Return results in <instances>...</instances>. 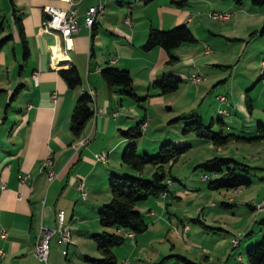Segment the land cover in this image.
<instances>
[{"label":"crops","instance_id":"crops-1","mask_svg":"<svg viewBox=\"0 0 264 264\" xmlns=\"http://www.w3.org/2000/svg\"><path fill=\"white\" fill-rule=\"evenodd\" d=\"M69 1L0 0V38L9 35L0 45V93L5 96L2 99L0 96V183L4 184V188H0V264H42L32 255L34 238L41 229L55 226V212L58 210L62 212L63 222L68 226L72 238H90L94 231H101L97 210L109 199L107 176L109 172H128L119 161V151L126 140L118 137L117 130L146 118V115H141L140 111L131 107L132 100L120 93V87L108 85L101 79L100 68L110 65L127 70L134 91L144 97L143 101L146 102L148 99L142 94L154 90L150 84L162 74H176L181 81H188L192 75H197L196 72H190L192 64H176L179 56L171 50L169 54L175 59L167 63V52L162 48H140L150 26L164 29L185 23L194 35L190 25L192 18L183 19L185 10H181L185 8L187 11L190 0ZM99 1L102 3V11L94 16L90 26L84 25V11ZM245 1L238 3L230 0L232 4L225 10L237 12L245 9L247 12H244L246 16L242 18L245 21L243 26L254 28L255 19L250 16L262 13L258 22L261 24L264 7L252 5L249 0L246 6ZM46 4L58 7L70 4L75 8L78 28L67 41L59 34L40 31L42 7ZM152 5L154 15L148 9ZM234 20H237L236 17ZM20 35L26 45L25 57L22 54ZM8 40L11 41L10 51L4 49ZM185 44L190 43H182L180 46ZM206 54L208 50L204 49L203 55ZM68 65L75 67L80 79L79 84L73 88H68L58 74L59 69ZM134 79L137 82L134 83ZM199 82H195L196 85ZM248 83L242 84L243 89ZM88 90L92 91L91 108L100 109L101 112L89 119L75 137L69 130L70 112L77 97ZM216 95L217 100L218 96L225 99L223 102L218 100L227 109L223 116L229 117L233 111L239 112L245 121L251 120L250 113L245 109V95ZM85 136L88 142L76 149L74 143ZM99 151L106 155L104 163L94 160V154ZM48 155L51 156V166L43 167V160ZM45 170L53 173L51 179H48ZM25 173L29 174V179L27 184L21 185L18 178ZM79 181L86 189L84 198L80 197L77 189ZM172 182L163 198L156 196L158 201L154 208L150 209L147 205L144 207L149 216H153L154 211L157 213L156 219L150 224L162 221L163 214H168V194L174 197L181 193L172 190ZM189 185L195 186L193 180H189ZM206 206L212 207L213 203L208 202ZM137 209L142 213L143 208ZM262 213L264 208L260 214L263 216ZM143 217L145 220L146 214ZM184 219L177 221L179 228L187 233L190 227L183 222ZM196 220L203 223L202 209H198ZM167 223L172 225L169 218ZM108 230L120 232L118 229ZM252 234L246 238V244L252 242ZM138 238L139 234L125 236V240L131 243ZM69 245L74 247L71 255L79 264H89L83 260V255L99 256L95 245H89V250H86L80 246L83 244L77 246L72 241L64 245L57 244L53 236L49 239L47 264H74L67 254ZM129 246L130 255L138 252L137 247L132 244ZM204 252L209 254L208 250ZM158 257L157 252L146 264H156ZM120 264L130 262L122 259Z\"/></svg>","mask_w":264,"mask_h":264},{"label":"rangeland","instance_id":"rangeland-1","mask_svg":"<svg viewBox=\"0 0 264 264\" xmlns=\"http://www.w3.org/2000/svg\"><path fill=\"white\" fill-rule=\"evenodd\" d=\"M223 1L190 0L187 11L181 8L182 11L185 10L183 19L192 18L190 25L196 40L188 45H178L171 51L179 56V59L175 61L176 64L193 65L190 72H196L198 80L195 81L192 75L188 81L183 79L177 89L166 94H160L156 89L145 92L142 95L145 94L148 102L143 100L136 102L130 99L131 107L140 111L141 115L144 113L146 115L144 129L135 142L137 153L155 154L160 141L164 139H170L174 143L184 142L179 144H187L189 147L169 166L170 175L177 179L172 182V190L176 189L181 193L176 194L177 197H172L171 193L168 194L166 198L168 214H163L162 221L150 224L156 219L157 213L152 209L154 215L149 216L144 207L154 208L158 199L148 197L137 203L135 207L143 208L141 211L146 214L147 228L134 242L125 240L121 245L114 247V253L120 251L114 254L116 264H120L122 259L130 264H146L157 252L159 257L156 264H179V261L172 256L173 254L187 257L197 264H224L226 258V264H237L238 253L243 263L247 242L242 235L251 230L253 232L251 240L255 242L264 232V213H262L263 216L260 215L264 208V138L249 141L231 140L217 148L210 141L198 138L191 132L185 135L180 134L178 127L181 126V121L176 119L180 114L193 110L201 115L205 124H208L212 116V129L217 130L216 117L220 115L216 112L220 108L227 109L215 96L220 94L227 97L233 93L237 97L239 94H247L251 105L249 114L251 120L245 121L239 112L231 111L229 117L221 115L226 124V127H223L224 132L248 136L256 132L257 121L255 120L263 123L264 31L260 32L263 21L261 24L258 23L262 13L249 15L251 19H255V25L254 28H245L243 26L245 21L242 18H245L244 12L247 11L245 9L237 12L225 10L232 3L230 0ZM245 4L248 6V0ZM148 9L150 14L154 15L153 5ZM212 13H215V16ZM218 13H226L225 18H221L217 15ZM234 17L237 20H234ZM235 22L236 26H234ZM10 47L11 41L8 40L4 49L10 51ZM204 49L208 50V54L203 55ZM198 81L200 82L196 85L195 82ZM135 82H137L136 79H134ZM245 82L249 83L243 89L242 84ZM0 96L1 99L5 97L3 93H0ZM118 137L125 140L119 134ZM125 144L126 142L122 144L119 155ZM213 156L232 157L255 167L250 175L251 183L245 187L228 190L204 188L205 183L200 180L202 172L194 169V166ZM123 167L128 172L133 171L128 166L123 165ZM152 171L153 167L148 164L143 167L142 174L148 178ZM188 179L193 180L195 186H190ZM208 202H212L213 206L207 207ZM221 202H227L228 205H221ZM258 203H261L262 208L256 207ZM198 209H202L203 224L215 229H206L196 221ZM167 218L172 225L167 223ZM181 218H185L183 222L190 227L187 233L179 228L177 219ZM175 225L178 227L175 228ZM234 236L239 238V241L238 245L232 248L230 242ZM71 241L77 246L83 244L80 246L86 250L94 246L92 239L87 237L77 240L71 236ZM129 244L137 247L138 252L130 255ZM73 248L69 245L67 254L70 261L79 264L80 262L71 255ZM61 249H64V246H61ZM205 250H208L209 254L205 253Z\"/></svg>","mask_w":264,"mask_h":264},{"label":"trees","instance_id":"trees-1","mask_svg":"<svg viewBox=\"0 0 264 264\" xmlns=\"http://www.w3.org/2000/svg\"><path fill=\"white\" fill-rule=\"evenodd\" d=\"M235 1L239 3L241 0ZM249 2L252 5L264 7V0H249ZM261 31H264V20L260 27ZM20 32L21 30L19 28ZM7 36L9 35L7 34L0 38V45ZM20 40L22 54L25 57L27 50L22 35H20ZM194 40L192 31L185 23H178L164 29L150 26L140 48L142 50H149L153 47H160L167 52L166 62L170 63L175 59L169 54L171 49L182 43H192ZM58 74L68 88H73L80 82L79 75L74 66L68 65L65 68L59 69ZM99 74L106 84L120 87V93L126 95L133 101L139 102L144 99V97L137 95L134 91L131 84V77L127 70L105 65L99 69ZM180 82L181 78L178 75L166 73L152 81L150 86L156 89L158 93L166 94L177 89ZM91 101L92 98L87 92L81 93L75 100L69 116V130L75 137L79 135L85 123L93 116ZM244 104L246 112L249 114L251 105L247 95L244 96ZM221 110L224 112H221ZM225 113V108L217 110V115L221 116ZM220 116L216 117L218 124L217 130L212 129L211 119L208 124H205L201 116L193 110L180 114L176 119L181 121V126L179 127L180 134L185 135L191 132L198 138L210 141L216 147L224 146L231 140L242 139L249 141L264 137V123L260 120H255L257 121L255 123L256 132L245 136L241 133L224 132L223 127L225 128L226 124ZM145 122L146 118L143 117L134 124L117 130L119 136L126 140V144L120 152L119 161L133 171L125 173L109 172L107 176V188L110 198L97 210V221L102 230L90 234V238L94 242L99 256L89 257L83 255L82 257L89 264H116L112 248L124 243L125 233H131L133 236L144 232L147 228L143 214L135 205L146 200L148 197H156L161 191L165 190L167 192L169 187L166 185L167 179L171 182L172 180L177 181V179L170 175L169 166L175 162L178 156L189 145L179 144L184 142L174 143L170 139H164L160 141L155 154L149 155L146 152L137 153L135 150V142L141 136V132L144 129L140 125ZM240 131L242 132L243 130ZM242 133L246 134L245 132ZM148 164L153 167V171L146 178L142 174V169ZM167 164L168 166L166 167ZM194 169L202 172L201 180L204 181L207 189L227 190L248 186L251 183L250 175L255 167L232 157L213 156L195 164ZM204 176L205 178L202 179ZM221 205L228 204L221 202ZM197 222L206 229H215L204 225L200 221ZM108 229H118L120 232L116 233ZM252 233L249 230L242 235V238L246 239ZM172 256L179 261V264H197L179 254ZM244 258L245 262L242 263L240 254L238 253L236 255L237 264H264V232L260 234L258 240L245 245Z\"/></svg>","mask_w":264,"mask_h":264},{"label":"built area","instance_id":"built-area-1","mask_svg":"<svg viewBox=\"0 0 264 264\" xmlns=\"http://www.w3.org/2000/svg\"><path fill=\"white\" fill-rule=\"evenodd\" d=\"M69 1V0H68ZM70 3V1H69ZM43 11V17L40 21L39 29L40 31L45 32H52L54 34H59L63 37L64 41H67L68 38L72 33H74L78 28V22L76 18V12L75 8L70 6L67 7H58L54 5H43L42 7ZM102 11V3L99 1L96 5H89L83 14V24L87 26V23L89 21L94 20V16ZM213 16H215V13H212ZM221 18H225L226 13L217 14ZM127 21V19H126ZM57 62V61H56ZM55 65V64H54ZM193 79L195 81L198 80V76L194 75ZM88 95H91L92 97V91H87ZM218 100L223 102L225 99L223 96H218ZM222 111V110H221ZM101 112L100 109H97V114ZM223 112V111H222ZM145 126V123L141 124L140 127L143 129ZM88 142L87 136H85L83 143H74L75 148H79L84 146ZM47 158L43 160L42 166L47 167ZM94 160L98 163H104L103 162V152L99 151L94 154ZM47 173L48 179H51L53 176V173L50 170H45ZM202 177V179H204ZM29 179V174L25 173L21 176H19L18 181L21 185L27 184V181ZM171 181L169 179L166 180V185H170ZM0 188H4V184L0 183ZM77 189L79 190V194L81 198L85 197V186L82 182H78ZM166 195V191H161L158 193L159 198H163ZM258 209L261 207V203H258L257 206ZM4 234L3 232L1 233ZM126 236L132 237L131 233H125ZM55 236L56 243H70L71 237L70 232L68 229V226H66L63 222V214L60 210L55 212V226L49 229H41L40 233H37L34 242H33V248H32V255L40 261L42 264H47V256L49 251V239L51 237ZM238 237V235H237ZM232 237V242H230L231 247H234L238 243V238ZM2 254V251L0 250V255ZM71 264V263H70Z\"/></svg>","mask_w":264,"mask_h":264},{"label":"bare ground","instance_id":"bare-ground-1","mask_svg":"<svg viewBox=\"0 0 264 264\" xmlns=\"http://www.w3.org/2000/svg\"><path fill=\"white\" fill-rule=\"evenodd\" d=\"M92 22L93 21H89L88 23H87V26H90L91 24H92ZM91 96V95H90ZM92 98V97H91ZM97 114V109L96 108H94L93 109V116H92V118L95 116ZM85 138V137H84ZM84 138H82V139H80L79 140V142H77V143H83V141H84ZM106 161V155H105V153L103 152V162H105ZM51 164V156L50 155H48V158H47V166H49ZM51 166V165H50ZM39 233H40V231H39ZM231 242H232V240H231ZM61 244H68V243H61ZM237 245V244H236ZM235 245V246H236ZM234 246V247H235Z\"/></svg>","mask_w":264,"mask_h":264}]
</instances>
